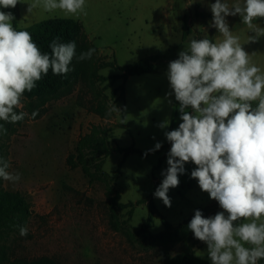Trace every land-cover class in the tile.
<instances>
[{"label": "rangeland", "instance_id": "rangeland-1", "mask_svg": "<svg viewBox=\"0 0 264 264\" xmlns=\"http://www.w3.org/2000/svg\"><path fill=\"white\" fill-rule=\"evenodd\" d=\"M32 2L24 0L12 10L20 28L70 18L80 23L82 31L70 84L54 96L28 98L24 94L16 111L27 113L25 118L16 123L2 121L7 131L0 134L1 153L10 164L8 171L20 173L21 179L13 183L0 178V189L23 194L33 212L22 224L28 228L27 236H20L14 224L0 230V246L7 253L6 258L0 257V264L41 256L60 264H165L186 251L211 264L206 243L194 238L187 225L195 210L209 217L222 209L191 178L195 164L186 163L179 186L169 190L170 208L155 197L160 216H155L145 233L148 203L133 212L130 207H118L114 224L105 183L90 180L80 168H70L67 158L93 126L106 128L113 145L149 153L124 159L116 152L106 159L97 174L112 186L113 197L120 203H136L155 192L168 167L171 144L165 132L182 122L179 102L174 94L168 95L172 91L168 65L192 39L217 41L219 33L210 26V5L215 0H86V15L76 16L59 10L46 13L42 7L27 15V3ZM225 2L232 6L244 0ZM226 19L232 32L241 23L237 16ZM89 49H95L91 59L79 60ZM155 55L159 59L153 73L130 77L124 90L122 80L111 83L110 77L120 72L107 63L125 66ZM253 64L264 72V63ZM113 104L121 113L108 114ZM36 110L38 115L32 118ZM165 120L169 124L161 129L158 125ZM157 142L161 152H149ZM160 159L162 165L156 168ZM162 217L170 226L163 224Z\"/></svg>", "mask_w": 264, "mask_h": 264}, {"label": "clouds", "instance_id": "clouds-1", "mask_svg": "<svg viewBox=\"0 0 264 264\" xmlns=\"http://www.w3.org/2000/svg\"><path fill=\"white\" fill-rule=\"evenodd\" d=\"M18 3L24 0H0V9H14ZM27 5V15L39 7L46 13L59 10L65 15H86V0H33ZM210 8V26L222 38L215 42L192 39L168 65L172 90L168 95L174 94L179 102L182 122L165 132L171 144L168 167L154 196L170 208L168 192L179 186V175L192 162L196 167L191 178L222 211L205 217L195 210L187 228L206 243L211 264H258L264 259V72L251 63L226 17L239 15L255 34L247 42H256L264 36V27L254 23L264 18V0H244L232 6L215 0ZM13 20L11 11L0 10V121L8 123L22 121L27 115L16 111L25 92H31L49 70L66 76L76 57L75 41L62 43L56 37L49 45L51 53H43L28 31L13 27ZM94 52H82L78 59H91ZM112 112L121 110L113 104L108 114ZM31 115L34 118L38 110ZM168 124L165 120L158 126L164 129ZM6 131L0 124V134ZM161 146L157 142L148 151ZM9 167L0 157V178L18 182L20 173L9 172ZM17 227L20 236L28 235L27 226Z\"/></svg>", "mask_w": 264, "mask_h": 264}, {"label": "trees", "instance_id": "trees-1", "mask_svg": "<svg viewBox=\"0 0 264 264\" xmlns=\"http://www.w3.org/2000/svg\"><path fill=\"white\" fill-rule=\"evenodd\" d=\"M13 9H8L12 12ZM16 10V9H15ZM13 27L17 30H26L32 37L33 41L37 44L43 53H51V48L49 47L52 40L56 37L60 38V42L67 43L75 41L76 47L78 45V39L81 34V25L74 19L70 18H53L45 20L32 26L26 28H20L17 24L16 17L12 21ZM190 33V31H187ZM186 38L184 34V39ZM75 58V57H74ZM159 56H151L146 59L139 60L135 63L120 66L115 62L107 63V67H113L118 70L119 74H114L110 77L111 83L117 82L119 80L123 81L121 89L124 90V85L126 81L132 76H141L144 74L153 73L156 69V62ZM74 59L72 60L70 67L73 69ZM72 72V71H71ZM71 72L65 75H53L52 71L49 70L46 76H43L40 81L37 82V86L31 92H25L24 94L28 98L42 97V96H54L61 89L67 87L71 81ZM96 77L95 75H93ZM97 109L96 111H98ZM104 115V111H98ZM0 124L4 123L0 121ZM6 128V127H4ZM167 148V147H165ZM162 150V149H161ZM161 150L157 151L160 153ZM0 157L4 155L1 153ZM123 154L124 159H126L131 154H140L145 156V153L136 149L134 146L124 148L119 145H113L111 143L110 132L106 128L99 126H93L89 133L81 136L76 143L74 152L71 153L67 158V164L70 168H80L83 174L90 180L103 181L107 188V194L110 198V205L113 210L112 218L114 219V224L117 223L116 212L118 207L120 208H131V212L136 206L147 204L149 205V215L143 226L145 233L149 232V229L154 224V219L156 215L160 216L159 210L154 202V193L150 195L147 199L140 200L136 203H120L117 197H113L112 186L98 176L97 171L105 163L106 159L113 153ZM149 154V153H148ZM148 154L146 156H148ZM163 160L160 159L159 164L156 168L161 167ZM95 169V171H93ZM32 204L28 199L20 192H9L0 189V230H7L12 224L21 225L24 221L32 214ZM162 222L165 226H170L169 222L162 217ZM118 230L119 227L117 228ZM6 251L0 246V257L6 258ZM18 264H60L56 259L49 256H41L34 258L30 261H20ZM165 264H210L207 260L196 256L190 251L183 252L176 255L166 261ZM258 264H264V259L258 261Z\"/></svg>", "mask_w": 264, "mask_h": 264}, {"label": "crops", "instance_id": "crops-1", "mask_svg": "<svg viewBox=\"0 0 264 264\" xmlns=\"http://www.w3.org/2000/svg\"><path fill=\"white\" fill-rule=\"evenodd\" d=\"M236 16L241 20V23L239 27L233 31V34L239 36L242 47L246 52L250 54L251 63H264V36L260 37L256 42H247L248 36L255 34L250 32L247 26L242 23V18L239 15ZM254 23H256L260 27H264V18H257ZM221 38L222 37L219 34L217 40Z\"/></svg>", "mask_w": 264, "mask_h": 264}]
</instances>
